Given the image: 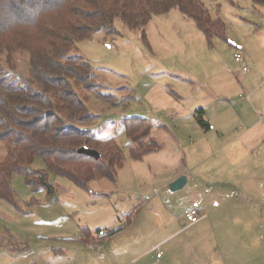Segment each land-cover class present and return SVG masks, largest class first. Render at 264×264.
Instances as JSON below:
<instances>
[{
    "label": "rangeland",
    "instance_id": "374dc122",
    "mask_svg": "<svg viewBox=\"0 0 264 264\" xmlns=\"http://www.w3.org/2000/svg\"><path fill=\"white\" fill-rule=\"evenodd\" d=\"M204 4L213 19L220 18L226 25V38L208 39L192 17L174 8L155 15L142 29H131L118 17L114 33L98 31L89 40L76 44V53L93 66L104 93L125 99L130 90L133 92L134 99L125 107L107 105L95 94L85 93L89 97V113L97 117L87 127L100 138H113L124 150L127 160L115 183L104 179L93 184L89 191L77 187L68 177L52 172L41 157L35 159L32 169L47 174L54 188L52 194L45 187L35 190L23 175L13 174L10 184L16 203L0 198V264H118L119 258L127 262L132 255L145 253L155 246H160V253L164 255L161 264H206L202 246L209 236L213 238L210 242L214 241L212 252L219 251L223 262L213 264H264V198L253 197L255 194L248 199L232 197L230 190L219 195L212 193L213 198L220 200L222 211L246 210L248 215L245 222L232 224L231 219L223 222L231 228L239 226L238 236L231 245L222 241L217 246L215 228L209 225L208 219L181 231L184 226L181 215L203 196V187L191 183L171 191L170 184H160L165 172L182 167L179 146H186L185 137L178 136L181 141L177 143L170 135L174 132L176 116L181 115L182 124L187 127L188 116L195 114L194 98L202 100L213 115L229 105L241 104L238 75L242 70L233 53L237 46L247 45L251 55L264 63V53H261L264 5H254L251 0H204ZM12 57L16 72L24 78H33L28 55L17 51ZM239 57L242 60L241 54ZM4 60L5 57H0V63ZM4 67L0 68L10 69ZM183 79H191L192 83H184ZM179 91L184 93V99L179 98ZM211 94L226 96L212 101ZM242 96L247 102V94ZM130 117L150 119L158 137L155 139L162 146L160 152L146 154L139 160L130 157L123 123ZM232 117L230 113L228 119ZM196 128L201 130L199 126ZM194 132L192 127L190 135ZM189 141L193 143L194 138ZM199 143L206 149L220 146L205 138ZM186 149L188 166L197 167L195 148L186 146ZM5 153L0 142V160ZM231 198L241 205L234 206ZM208 200L213 199L210 196ZM205 206L202 210L208 216L210 210ZM134 211L131 222L130 214ZM100 230L106 234L118 232L107 245L108 240L100 238ZM87 231L99 238L98 245L88 248L80 241ZM176 231L180 232L173 235ZM217 235H220L218 228ZM114 250L119 255L115 253L112 262ZM156 257L153 253L137 264H156ZM134 259L129 263H135Z\"/></svg>",
    "mask_w": 264,
    "mask_h": 264
},
{
    "label": "trees",
    "instance_id": "16d2710c",
    "mask_svg": "<svg viewBox=\"0 0 264 264\" xmlns=\"http://www.w3.org/2000/svg\"><path fill=\"white\" fill-rule=\"evenodd\" d=\"M251 1L264 5V0ZM174 8L192 17L208 39L226 38V25L211 17L204 0H0V57H5L0 67L10 68H0V142L6 150L0 160V198L16 203L10 184L13 174L23 175L35 190L45 187L54 192L47 174L32 169L37 157L52 172L88 191L104 179L117 181L126 154L113 138H100L87 127L97 117L89 113L86 95L125 107L134 99L133 92L125 99L104 93L93 66L76 53V44L98 31L114 33L118 17L129 28L142 29L155 15ZM17 51L28 55L33 78L16 72L12 55ZM235 59L241 61L239 55ZM195 119L201 128L211 127L203 109L195 112ZM123 123L132 159L162 149L152 135L150 119L130 117ZM84 146L96 150L100 159L80 154ZM117 232L100 238L108 240ZM80 239L89 243L96 238L87 231Z\"/></svg>",
    "mask_w": 264,
    "mask_h": 264
},
{
    "label": "crops",
    "instance_id": "0c3cea01",
    "mask_svg": "<svg viewBox=\"0 0 264 264\" xmlns=\"http://www.w3.org/2000/svg\"><path fill=\"white\" fill-rule=\"evenodd\" d=\"M250 50L251 49L244 44L241 47L237 46L233 50L235 56L242 55V60L240 62H237L235 59L237 63L241 64L238 68L242 70L238 75V81L240 83L238 87V92H240V94L238 97L241 102L239 106L229 105L227 109L223 111L220 110L213 115L210 114L202 100L194 98L196 100V105L193 107V113L198 109H203L205 120L209 126L214 127L213 129H210V127H208V129L201 128L195 119V114L194 117L193 115L188 116L186 127L182 124V116L176 114V119L173 121L174 132L170 135L174 136L173 141L177 143L181 141L179 137H185L186 146L195 148L194 152H196L198 162L197 167L191 165L190 168L188 166L190 161L188 159L186 146L183 148L182 145H180L179 153L183 158L181 162L182 167L165 172L164 175L161 176L162 180H164L160 183L163 184L162 186H168L178 178L186 176L187 183L185 185L197 183L203 187L205 191V193H202L203 196L196 201L194 206L184 209L181 217H183L186 210L193 207L198 208L204 213L202 209L204 205H207L205 207L209 208L210 214L207 216L205 213L206 219L204 220L208 219L209 225L215 228L214 239L217 246L222 241L231 245L233 238L238 236L237 227L239 226L233 225V228H231L229 223L224 224L223 222H229L230 219L232 220V224L233 221L245 222L248 220V215L246 214V210H244V212L234 213L230 208H227L222 211L219 207L221 206L220 200L213 198L214 196L212 193L217 192L219 195L222 194L224 190H230L234 194L232 197H244L248 199V197L253 198L259 196L262 199L264 198V63L258 62L255 57L251 55ZM261 53H264V49L261 50ZM243 67L245 68L244 70L242 69ZM183 81L188 84L192 83L191 79H183ZM178 94L179 98L184 99V93L179 91ZM242 94H247V102L243 99L244 96H242ZM225 96V94H211L209 95V99L212 101H216L217 99L223 100ZM230 113H233V117L228 119ZM183 126L185 128L182 129ZM196 126H199L202 131L198 130ZM192 127H195V132L190 135ZM161 129L163 128L161 127ZM152 135L154 138H158L155 132H152ZM189 138H194L193 143L189 141ZM204 138L207 139L208 142L214 140L219 143L220 146H213L210 149H206L199 143V141ZM154 153H148V155ZM218 156H221L222 160L217 159ZM160 168L161 167H158L159 173L161 172ZM141 173L145 175V172ZM138 175H140V173ZM252 194L255 195L252 197ZM210 196L213 199L212 201L208 200ZM149 199L150 198L147 197L148 201ZM233 203L234 206L241 205V203L235 200ZM167 211L170 212L168 209ZM185 223L186 222H184V224ZM217 228L220 235H217ZM181 231H183V228ZM179 232L180 231H176L173 235ZM113 237L108 239L107 245L114 239ZM210 239H213L212 236H209L205 240L206 244L202 246L203 256L206 257L204 262L206 264L223 263L221 258H219V251L215 253L212 252L214 241L210 242ZM98 242H100V240L96 238L94 241L86 243V246L88 248L94 247L98 245ZM156 247L157 246L150 248V250L147 251L148 253H136L132 255L130 260L135 258L134 260H136V262L133 264H137L146 256L152 255L153 253L157 254L160 249L155 250ZM115 251L116 250H114L112 256L113 259H111L112 262L115 261V253L119 255V253ZM122 252H124V250ZM213 257H215V261H213ZM207 258L210 261H208ZM163 259L164 255H162L161 258H154L156 264H161ZM130 260L128 259L127 262H122V259L120 260L119 258L118 264H130ZM246 264H249V262Z\"/></svg>",
    "mask_w": 264,
    "mask_h": 264
},
{
    "label": "built area",
    "instance_id": "2783aa9c",
    "mask_svg": "<svg viewBox=\"0 0 264 264\" xmlns=\"http://www.w3.org/2000/svg\"><path fill=\"white\" fill-rule=\"evenodd\" d=\"M210 128L213 129L212 126ZM204 219H206V214L201 212L198 208L193 207V208L186 210L183 217H182V221L184 220V222H186L183 226V230L200 223ZM104 235H105V232H103V231L100 232V236H104ZM157 257L161 258L162 254L159 252L157 254Z\"/></svg>",
    "mask_w": 264,
    "mask_h": 264
},
{
    "label": "water",
    "instance_id": "95a60500",
    "mask_svg": "<svg viewBox=\"0 0 264 264\" xmlns=\"http://www.w3.org/2000/svg\"><path fill=\"white\" fill-rule=\"evenodd\" d=\"M79 153L82 155H86L90 158H93L95 160H99L101 157V155L96 150H92L87 146H84L81 149H79ZM186 183H187L186 176H182V177L178 178L177 180H175L174 182H172L170 184L169 188L171 191H177V190L183 188Z\"/></svg>",
    "mask_w": 264,
    "mask_h": 264
}]
</instances>
